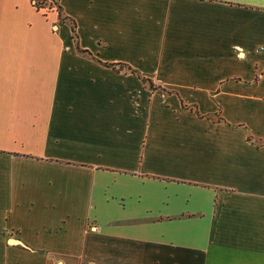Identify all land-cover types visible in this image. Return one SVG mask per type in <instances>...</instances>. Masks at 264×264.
Wrapping results in <instances>:
<instances>
[{
	"label": "crops",
	"instance_id": "obj_1",
	"mask_svg": "<svg viewBox=\"0 0 264 264\" xmlns=\"http://www.w3.org/2000/svg\"><path fill=\"white\" fill-rule=\"evenodd\" d=\"M55 3L0 0V263L264 264V0Z\"/></svg>",
	"mask_w": 264,
	"mask_h": 264
},
{
	"label": "rangeland",
	"instance_id": "obj_2",
	"mask_svg": "<svg viewBox=\"0 0 264 264\" xmlns=\"http://www.w3.org/2000/svg\"><path fill=\"white\" fill-rule=\"evenodd\" d=\"M39 1L44 2V0H39ZM44 6L45 7H43V8H48V7L52 6L54 9H56L55 0H45ZM235 52L238 55L239 51L235 50ZM259 57L262 58V56H259ZM137 63L148 64V60L147 59H139V60H137ZM151 76L154 77L155 79L157 78V75L154 72L151 73ZM148 90L149 89L146 86H143V88H142L140 85L136 84V87L134 88V90L129 92V94L127 95V100L129 102V105L133 106V107H142L143 102H145V100H149V99L158 100V96L156 94L150 93ZM152 92H154V91H152ZM214 115L215 116L218 115V110L215 111ZM10 238H12L13 240H20L18 235H17V231L7 232L5 235V240H8ZM12 253L15 256L16 252L15 253L12 252ZM45 253L46 252H44V254ZM44 261H45V264H64L63 259L59 255H56V254L49 255L47 257V259H45ZM16 262L18 264H31L29 260H24L21 257H17ZM0 264H3V263H0ZM8 264H15V263H8Z\"/></svg>",
	"mask_w": 264,
	"mask_h": 264
},
{
	"label": "trees",
	"instance_id": "obj_3",
	"mask_svg": "<svg viewBox=\"0 0 264 264\" xmlns=\"http://www.w3.org/2000/svg\"><path fill=\"white\" fill-rule=\"evenodd\" d=\"M57 7V11H60L58 8L59 6L56 5ZM60 17V16H59ZM61 19L63 17H60ZM70 30H71V36L73 38V41H75L76 43V33H75V27H74V22L72 20H70ZM78 51H81V52H86V50L84 49H81L79 47H76ZM103 64L107 65V66H110L111 68L113 69H120L123 67V64L122 63H107V62H104ZM115 66H117L115 68ZM131 72L135 73L137 75V77L140 79V81L143 83V84H146V86L151 89V90H158V91H162L163 89L161 87H158V86H154L153 83H151V81L147 78V77H143V76H140L137 71L135 69H130Z\"/></svg>",
	"mask_w": 264,
	"mask_h": 264
},
{
	"label": "built area",
	"instance_id": "obj_4",
	"mask_svg": "<svg viewBox=\"0 0 264 264\" xmlns=\"http://www.w3.org/2000/svg\"><path fill=\"white\" fill-rule=\"evenodd\" d=\"M31 1H32L33 5H35V6L39 7V8H43V7H45V6H44V2H45V0H44V2H41V1H39V0H31Z\"/></svg>",
	"mask_w": 264,
	"mask_h": 264
},
{
	"label": "water",
	"instance_id": "obj_5",
	"mask_svg": "<svg viewBox=\"0 0 264 264\" xmlns=\"http://www.w3.org/2000/svg\"><path fill=\"white\" fill-rule=\"evenodd\" d=\"M8 241H9V242H13V241H15V240H13L12 238H10V239H8Z\"/></svg>",
	"mask_w": 264,
	"mask_h": 264
}]
</instances>
